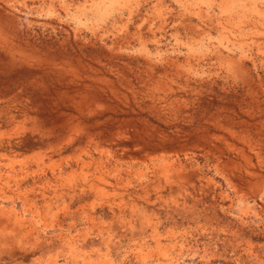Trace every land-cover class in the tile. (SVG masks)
Instances as JSON below:
<instances>
[{
	"label": "rangeland",
	"instance_id": "rangeland-1",
	"mask_svg": "<svg viewBox=\"0 0 264 264\" xmlns=\"http://www.w3.org/2000/svg\"><path fill=\"white\" fill-rule=\"evenodd\" d=\"M0 264H264V0H0Z\"/></svg>",
	"mask_w": 264,
	"mask_h": 264
}]
</instances>
